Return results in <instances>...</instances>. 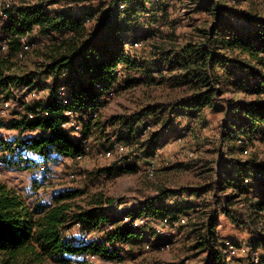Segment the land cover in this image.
Returning <instances> with one entry per match:
<instances>
[{
  "label": "trees",
  "instance_id": "trees-1",
  "mask_svg": "<svg viewBox=\"0 0 264 264\" xmlns=\"http://www.w3.org/2000/svg\"><path fill=\"white\" fill-rule=\"evenodd\" d=\"M69 1L60 8L55 7L57 0L6 2L9 7L4 4L0 8L6 16H0V91H7L6 99L13 94L10 86L30 91L44 87L49 93L44 100L21 104L22 111L13 114L12 120L0 122V128L18 131L11 140L0 136V155L7 168L34 170L38 178H34L32 189L38 191L47 187L53 177L51 166L62 158L77 161L96 145L103 153H113L118 143L138 144L136 159L129 154L123 163L116 160L95 172V177L113 181L135 174L137 162L143 160L139 152L147 148L149 156H154L163 134L171 137L189 130L190 126L182 128L183 122H197L206 109L225 112L220 136L222 145L229 144V153H222L225 164L218 172L220 192H230L224 199V204L228 203L225 211L238 224L243 221L229 211L240 203L254 214V220L264 217V164L253 157L243 160L235 156L238 149L244 153L256 140L264 141V15L260 12L264 0H231L230 4L208 0L198 11L208 14L211 20H204L203 26L195 27L196 33L184 37L178 32L179 24L168 21L169 2L177 5L184 0ZM95 2L98 8L79 5ZM245 4L249 9L241 8ZM145 17H149L150 28L142 23ZM25 37L31 42L42 38L47 47L36 71L19 74L15 71L16 60ZM1 44L7 45V52L1 50ZM47 78L51 79L49 85L43 84ZM144 84H168L183 97L157 108L142 107L132 118L115 119L105 125L101 109L106 98ZM227 92L244 94V99L220 106ZM66 112L75 113L76 122L82 125L79 138L73 135V129L63 128L68 120ZM146 120L160 130L142 147L136 141L143 135L139 124ZM108 127L117 132V140L106 132ZM28 133L36 134L26 136ZM91 138L95 139L94 147L87 145ZM86 193L82 189L62 190L49 202L30 203L0 181L3 263L91 264L92 257L105 263H124L126 258L120 254L118 243L140 247L145 243L142 234L124 223V216L107 212L116 200L105 194L91 197L85 208L77 206L75 201ZM202 193L203 189L191 195L200 197ZM180 194L161 190L125 216L133 220L146 217L155 223L165 220L173 226L182 217L191 216L190 210L196 211V219H190L188 225L194 231L187 235H195L194 249L209 253L206 264H228L215 212L203 209L200 216L199 206L172 204L170 197ZM76 225L84 236L103 230L102 239L77 240L67 233ZM109 227L112 229L107 230ZM253 244L256 249L260 245L264 254V238ZM138 256L135 254V258Z\"/></svg>",
  "mask_w": 264,
  "mask_h": 264
},
{
  "label": "rangeland",
  "instance_id": "rangeland-1",
  "mask_svg": "<svg viewBox=\"0 0 264 264\" xmlns=\"http://www.w3.org/2000/svg\"><path fill=\"white\" fill-rule=\"evenodd\" d=\"M31 1L34 0H0V8L5 2L26 4V2ZM57 1L59 3L55 6L56 8L67 6L71 3L69 0ZM206 1L208 0H184L183 4L177 5L175 4L176 2H169L168 21L173 20L179 24L178 32L183 37L184 35L196 33L195 27L203 26L204 20L206 22L211 20L208 14L198 11L199 8L204 7ZM224 1H228V4L231 3V0ZM260 4L263 3H258V5ZM79 5H89L91 7L93 6V8L94 6L98 8L99 4L95 2L94 4L79 3ZM241 8L246 10L249 9L246 4L242 5ZM260 12L264 15V6L260 8ZM148 19L149 17H145L142 22L145 24L146 28H150V26H148ZM158 27V25L153 26V28ZM162 28L163 27H161V29ZM31 43L32 52H30L27 59L24 62H19L15 59L17 62L15 71L19 74L36 71L39 65L44 61L42 54L46 51L47 41L38 37L36 41L33 40ZM137 47H142V44H137ZM13 90L24 97L28 96L29 100L33 103L44 100L49 95L47 89L44 87L35 91H30L26 88L24 93L20 92L21 90H17L16 87H14ZM6 92L7 91H0V102L7 96ZM177 97L181 98L183 95L168 84L151 87H147L144 84L136 87V89L124 91L112 95L110 98H106L105 107L101 109V120L107 125L108 122H113L115 119L132 118L142 107L154 106L157 108ZM222 99L223 101L218 104L224 107L229 101H240L244 99V94L227 92L222 96ZM12 112L15 111L11 108L8 113V118H10ZM225 115V112L215 113L206 109L202 113L201 119L198 121L196 120L197 122L192 120L189 123L183 122L182 128L186 129L190 126L189 130L187 129L180 135L171 137L167 134H163L159 141L160 147L154 156H149L147 148L145 151L139 152L143 160L137 162L138 171L135 174L124 175L113 181H108L102 177H95V172L105 168L116 160L123 163L124 157L129 154L136 159V152H138L136 148L139 147L138 144L130 146L124 143L128 148L127 154L121 155L114 150V159L110 161L100 157L101 152L103 153V149L97 147V145L94 147L93 142L95 139L91 138L88 140L87 145L90 146L91 144L94 148L89 151L87 147V156L78 161H66L65 158L60 159L58 164L51 166L53 177L47 187L38 191L32 189L34 178H38L34 170H10L3 163L1 159L2 156L0 155V181L14 192L16 191L30 203H35L37 201L49 202L54 193L62 190L82 189L87 192L86 195L83 198L77 199L75 202L77 206L85 208L88 206L91 197L105 194L107 197L116 200V203L109 209L105 207V209H108L107 212L112 216L120 215V211H118L120 208L119 206H123L127 209L131 207L127 214L134 213L133 210L139 207L141 203L152 198L154 199L161 190L180 192L182 194L170 197L174 200L172 204L182 203L199 206L197 208L198 210H196L199 211L198 213H200V216H202L200 210L203 209L215 212L219 222L217 233L219 240H221L220 244L223 250L230 247L235 248L234 250L237 252L235 257L240 259L242 253H240L239 250L246 248L250 252L249 258L246 259V263L249 260L251 261L250 264H256L253 258L258 256L260 259L258 264H264L262 262V256L264 255L262 254V247L259 245L258 249H256L253 244V241L264 238V217L261 219L257 218V221L254 220V214L249 212L247 206L240 203L234 206V209L229 212L236 216V218H239V220H242L243 223H233L228 218V214L225 211V205L228 203L224 204L225 196L230 192L224 195L219 189L221 181H219L218 172H220V169L222 172L224 168L223 164H225V161L221 160V155L222 153H229V144L222 145L220 136ZM0 117V122L7 123L10 121L9 119V121H7L5 116ZM139 126L143 131V135L142 138L136 142H141V146L144 147L145 144H149L152 139L156 138L155 135L157 133L159 134L160 129H158L157 126H153L148 120L144 123H140ZM8 131L7 128H0V135L2 137L3 135L6 136ZM106 132L110 133L114 140H117V132L112 129V127H108ZM11 135L14 136L12 132L10 136ZM73 135L79 138L78 134L74 133ZM236 146L239 147L238 144ZM235 156H239L243 160L253 157L258 160L259 163L264 164V141L256 140L244 153H241V150L238 149ZM150 165L156 167L154 175H150ZM201 189L204 191V193L201 194L202 196L197 197L196 195H191V192ZM216 200L219 201L217 202ZM214 202L216 204L209 206ZM219 202L220 204H218ZM77 206H74L73 209H77ZM189 212L192 214L191 216H184L187 222L185 227L187 228H176L177 233H179L177 236L161 233L165 231L164 225H161V223L166 224L165 222L167 221L165 220L159 223H155L151 220L149 222L146 221L143 227L138 228V231H143V234L146 233L145 235L148 238L151 236L155 242L148 241L140 247H133L132 244H129V248L124 244L118 243L117 247L121 249L120 254L124 255L126 258L125 262L121 264H206L209 253H199L198 250L193 247V244H195V235L190 238V235L194 231L192 228L194 227L188 225L191 222L190 219H196V211L190 210ZM127 218L133 220L132 216L128 215ZM143 218L147 219L146 217ZM124 223L128 224L129 222L124 221ZM102 231L103 230H101V232ZM101 232L93 233V235H99ZM189 232H191V234L187 237ZM69 233L70 235H76V239L78 236H81V239H83L82 237L84 236L77 226L69 230ZM148 234L150 236H148ZM227 242L228 244L226 245ZM135 254L139 255L138 258H135ZM90 261H92L91 264H113L109 262L105 263L100 260L90 259ZM0 264H4L2 257H0ZM43 264L54 263L45 262Z\"/></svg>",
  "mask_w": 264,
  "mask_h": 264
},
{
  "label": "built area",
  "instance_id": "built-area-1",
  "mask_svg": "<svg viewBox=\"0 0 264 264\" xmlns=\"http://www.w3.org/2000/svg\"><path fill=\"white\" fill-rule=\"evenodd\" d=\"M6 3V2H5ZM4 3V4H5ZM3 4V5H4ZM5 7H9L8 4H5ZM0 16L2 18H6L5 14H3V10H0ZM23 46H22V50L18 53L17 55V60L19 62H24L28 55L30 54V52H32V43L28 40L27 37H25L23 40ZM1 50L3 52H7V45L6 44H1ZM27 87H23L21 88L22 90L20 92L24 93L26 91ZM63 95H65L66 90L64 88H62L60 90ZM11 107V101L10 100H4L0 106V116H3L6 112L7 109H9ZM66 117L68 118V120H66L63 123V128L64 129H73L75 131L76 134H78L80 136L81 131H82V125L78 124V122H76L75 116L76 114L73 112H66L65 113ZM30 117H33V115L30 114ZM86 143V142H85ZM127 146L123 143H118L116 144V151L121 154V155H126L127 154ZM100 157L102 158H112L113 157V153L111 151L105 152V153H101ZM150 175H154L155 171H156V167L154 165H150ZM124 221H128L130 224V226H132L134 229H138L143 227V225L145 224L146 221H148V219H145L143 217L137 218L135 220H129V218H127V216L124 217ZM187 224L186 219H181L179 222V225H183L185 226ZM112 227H109L107 230H111ZM84 242H91V241H98L99 240V236L98 235H88V236H83L82 237ZM228 244V243H227ZM228 249H232L231 247ZM250 254V252H248V255ZM258 255V254H257ZM249 258V257H248ZM92 260H96L94 257L91 258ZM253 261L258 264L260 262V259L258 256H255L253 258ZM251 261L248 260V262L246 264H250Z\"/></svg>",
  "mask_w": 264,
  "mask_h": 264
},
{
  "label": "crops",
  "instance_id": "crops-1",
  "mask_svg": "<svg viewBox=\"0 0 264 264\" xmlns=\"http://www.w3.org/2000/svg\"><path fill=\"white\" fill-rule=\"evenodd\" d=\"M51 81V79L50 78H47L45 81H43L44 82V84H46V85H49V82ZM10 89H11V91L13 92V94L9 97V98H5L4 97V99L0 102V106H1V104H2V102L4 101V100H10L11 101V107L9 108V109H7L6 110V112H5V114L3 115V116H5V118L7 119V121H9V120H12V118H13V114H15V113H19V112H21L22 111V107H21V104H29V105H31L33 102H31L30 100H29V98H28V96H26V97H24L23 95H19L17 92H15V90H13L14 89V87L13 86H10ZM17 90H22L21 88H17ZM47 91H48V89H47ZM11 108L12 109H14V111L15 112H12V114L10 115V118H8V113L10 112V110H11ZM1 118V117H0ZM9 119V120H8ZM11 132L14 134V136H10V134H11ZM36 133H28V134H26V136L28 135V136H33V135H35ZM1 136V135H0ZM9 136V137H8ZM16 136H18V131H16V130H9L8 131V134L6 135V136H4L3 135V137L2 138H4L5 140H11L12 138H14V137H16ZM104 159H106V160H112V159H114L113 157L112 158H104ZM66 161L68 160V159H65ZM75 161V160H74ZM78 161V160H77ZM174 200L173 199H171V202H173ZM120 208L118 209V211H120L119 213H120V216H124L125 217V215L128 213V211L131 209V207H129L128 209L127 208H125V207H121V206H119ZM138 208V207H137ZM181 219H184V217H182ZM157 225V224H156ZM161 225H164V228H165V231H162L161 233H167L168 235H175V236H177L179 233H177V231H176V228H180L181 229V227H184L183 225H179V223H176V224H174L173 226H171V225H167V224H163V223H161ZM77 227H79L80 228V226L79 225H76ZM186 226V225H185ZM143 231H141V232H139V233H142ZM68 234H70L69 232H67ZM147 233H149V232H147ZM146 233H142V236H143V238H144V240H145V243L146 242H148V241H153V242H155V240L153 239V238H151V236L148 234V236H150L149 238L145 235ZM76 236V235H75ZM99 236V240H101L102 239V235L101 234H99L98 235ZM79 239H81V236H78V238H77V240H79ZM158 242V241H157ZM169 243V242H168ZM228 243V242H227ZM227 243H226V245H227ZM170 244V243H169ZM155 246V245H154ZM171 246V245H170ZM124 247V246H123ZM126 247L127 248H129V246L128 245H126ZM228 249V248H227ZM225 250V253H226V261H227V263L228 264H246V259L249 257V255H248V252H249V250L248 249H246V248H242L241 250H239L240 251V253H242L241 254V258L240 259H238V258H236L235 257V255H236V250H234L235 248H232V249H228V250ZM236 260V261H235Z\"/></svg>",
  "mask_w": 264,
  "mask_h": 264
}]
</instances>
